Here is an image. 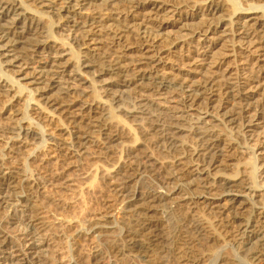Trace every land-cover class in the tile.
I'll list each match as a JSON object with an SVG mask.
<instances>
[{
  "label": "bare ground",
  "instance_id": "obj_1",
  "mask_svg": "<svg viewBox=\"0 0 264 264\" xmlns=\"http://www.w3.org/2000/svg\"><path fill=\"white\" fill-rule=\"evenodd\" d=\"M99 181L116 209L69 219ZM15 203L33 231L0 217V264H205L207 242L264 264V0H0V210Z\"/></svg>",
  "mask_w": 264,
  "mask_h": 264
},
{
  "label": "rangeland",
  "instance_id": "obj_2",
  "mask_svg": "<svg viewBox=\"0 0 264 264\" xmlns=\"http://www.w3.org/2000/svg\"><path fill=\"white\" fill-rule=\"evenodd\" d=\"M140 135H141V133L139 132L138 133V136H140ZM110 161L111 162L108 163L109 165L110 164H113L114 162H112V161H115V159L112 158ZM156 176H157V179H156ZM151 180H152V182L154 181L153 183H155L156 186H168L169 185L168 184V181L165 179V177L162 174L152 175ZM94 183H96V182H94ZM92 185H93V183H92ZM94 185L97 186V188L96 187L94 188V186H93L94 193L91 194V195H88V196H84L82 198L81 205L79 207L73 209L68 214L69 215V217H68L69 219H73L74 218L75 220L80 221L83 224H85V226H88L91 223V218L93 216L102 215V214H105L107 212H110L113 209L114 210L116 209V206L115 205H117V200H116L117 198L115 199L111 195V193H109V191L107 190V187H106V183L105 182L103 183V181H99V182H97ZM65 195H67V193ZM22 210H23V208L20 207V206H17L16 203H15L14 206L12 205V207H8V208H4V209H1L0 210V214H1L0 217L4 220V223L6 225V228L8 227L7 229H10L11 230L10 233H11V235H13L12 237H14L16 239L19 238L18 237L19 236L18 232L21 233V231L25 230L24 232L27 231L29 233V232L33 231L29 227L28 228L27 227L25 228V220H26V217L28 216V213L29 212H27V211L25 212L24 210L23 211ZM209 215H211L213 217L212 214H209ZM209 215H208V217L209 218H212ZM70 217H73V218H70ZM23 220H24V222H23ZM169 221L171 222L172 220H169ZM70 230H71V228H70ZM16 231H17V233H16ZM220 231L221 230H219L218 232H220ZM120 234L121 233L119 231H117L115 233V236L113 238H110L109 241L106 243V245L104 244L105 247H104L103 244L100 245L101 250H102L101 253L103 252L101 258H103L102 260L104 261V263H106L109 259L115 260V252H117V249H116V247H117L116 240L118 239V237L116 235H120ZM222 235H224V234H222ZM24 238H25V236L22 237V239H24ZM28 240H29V238H28ZM110 240H111V243L112 244L109 245ZM68 242H69V244H68ZM86 242H88V241H85V243ZM191 242L194 245L193 244L192 245L190 244L189 245V249L191 251L193 250V252H195V254L196 253L199 254L200 253V250H201V249H199V245L196 242H194V241H191ZM22 243L25 244V245H31L33 242H29V241H26L25 240V241H22ZM33 244H37V243H33ZM87 244L89 246L87 245L86 252L87 253H90L91 252L90 243L88 242ZM213 245H214L213 243H208V242H207L206 246L204 245V248L203 249L206 250V252L209 251V250H211L210 252H208V253L211 254V252L214 250V252H212V253H214V255L211 254L210 255L211 257H209V259L205 262V264H222V262H223L224 259H227V258H230V259H234L235 258L236 259L237 257H239V255L237 253V249L233 246L232 243H227L225 245L226 247H223V248H220V246L217 245V247L219 249L217 247H214ZM215 246H216V244H215ZM64 247H65L64 248L65 251H67L66 252L67 258L71 257V259H73L75 253L74 252L72 253L73 250L71 251V249L73 247V245L71 244V241L70 240L65 241ZM11 252L12 251H7L5 255L6 256H9L10 254H12ZM71 253H72V255H71ZM32 257H33V260L32 261L33 262H36V259L38 257V254H34ZM127 261H119L117 263L114 262V264H130ZM171 262H170V264H174V263L176 264L175 260H173V259H172ZM140 263H142V262L136 260V262L134 264H140ZM92 264H96L95 263V260H93V263Z\"/></svg>",
  "mask_w": 264,
  "mask_h": 264
}]
</instances>
